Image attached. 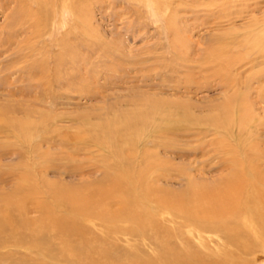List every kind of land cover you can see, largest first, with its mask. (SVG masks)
I'll return each mask as SVG.
<instances>
[{
	"label": "rangeland",
	"instance_id": "374dc122",
	"mask_svg": "<svg viewBox=\"0 0 264 264\" xmlns=\"http://www.w3.org/2000/svg\"><path fill=\"white\" fill-rule=\"evenodd\" d=\"M150 1L0 0V215L38 221L35 200L82 197L93 207L71 246L88 241L105 264L152 260L168 245L157 230L190 234L182 213H216L180 202L234 177L235 135L258 146L264 176V0ZM113 178L123 195H99ZM13 227L0 264L76 261L39 225ZM210 236L200 249L213 254Z\"/></svg>",
	"mask_w": 264,
	"mask_h": 264
},
{
	"label": "bare ground",
	"instance_id": "6f19581e",
	"mask_svg": "<svg viewBox=\"0 0 264 264\" xmlns=\"http://www.w3.org/2000/svg\"><path fill=\"white\" fill-rule=\"evenodd\" d=\"M144 1L152 5L150 0ZM235 136L238 144L236 145L237 148L234 150V157L238 159L236 162H238L239 165H237L238 168L235 170L234 177L230 179L226 177L227 179L218 187L215 186L217 188H215L214 191H206L203 194L200 193L198 197L193 196L191 202L185 199L184 207L182 202H180L181 208L187 209L186 211L189 212V209H194V202H197V206L201 201L209 203L213 200L215 205H217L216 213H182L185 223H189L185 224V228L188 229L189 227L190 234L188 232H186V234L182 228L178 229L174 227V229L171 228L172 231H167L166 235L161 236V233L157 230L158 239H160V237L164 239L167 238L168 245H166V247L158 245L160 249L163 248L160 254L154 259L151 257L152 260L146 261L145 263L141 262L143 260H141L142 258L138 259L140 257L138 256V264H259L260 259L264 257V176L261 173H259L258 176L255 174L261 171L259 168L261 163L257 162V164H255V160L260 157V153L256 150L258 146H255V144L251 142L248 146L246 145L248 147L246 148L243 143H241V137L239 135ZM261 156L264 157V151H262ZM111 187L112 188L107 191H100L99 195L105 196V198L110 197V199L111 196L119 198L123 195V193H118L117 179L113 178V185H111ZM122 189H124L123 186ZM38 194H40V192ZM53 194L54 195H51V197H53V205H49L47 202L40 200V198L33 202V206L42 212L40 213L38 221L31 219L16 221L13 213H2L0 215V233L6 231V227L17 226L18 229L30 227L32 235H35V228L39 225L40 227L38 229L40 231H50L55 238L57 237L63 240V244H70L67 246V249H62V251H66L69 257H73V260H76H72L73 264H75L74 262L105 264L103 261L100 262L97 257H105L106 252H101L96 257L97 254H95L96 252H94V249L90 247L88 241L84 242L85 245L81 247L71 246L72 239H85L83 238L85 236L84 233L80 231L82 222L81 217L88 216L93 206H82L81 204L84 203V198L76 197V195H73L71 192L60 193L56 190L53 191ZM157 194V192L156 194H151V197H155L158 203L167 205L169 197L166 195L158 196ZM59 208L68 211L72 219L69 220L67 217L59 216L57 214V209ZM9 211L11 212L10 208ZM118 214H122V212ZM138 215L137 213H132L128 216V219L138 224L139 227L136 228V231L141 232L142 230L140 231V227L145 225V223L143 224L142 217ZM178 217L177 213L172 214V219L174 221ZM33 221L36 225L33 224ZM210 235L216 237L214 240L216 241V250L213 254L200 249V247L206 246L203 241L206 243L211 237ZM193 237H195L194 242L197 247H195V245H193L194 242L191 241ZM10 238H13V236H10ZM178 239L181 243H184V246H180ZM160 241L161 240H159V242ZM23 244H25L29 250H33L37 253L41 251V246L35 243V241L29 243H25L24 241L22 243L16 242L15 245L17 247H23ZM206 248L209 249L210 247L207 245ZM115 260L112 264L116 262ZM52 263L57 264L58 262L56 259H52L51 264ZM115 264L124 263L118 261Z\"/></svg>",
	"mask_w": 264,
	"mask_h": 264
}]
</instances>
